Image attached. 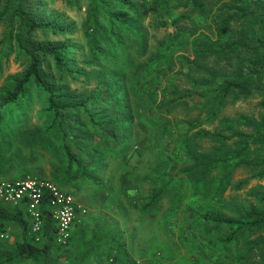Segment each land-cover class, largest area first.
Returning <instances> with one entry per match:
<instances>
[{"label":"trees","instance_id":"1","mask_svg":"<svg viewBox=\"0 0 264 264\" xmlns=\"http://www.w3.org/2000/svg\"><path fill=\"white\" fill-rule=\"evenodd\" d=\"M43 2L0 0V27L5 29L0 39V177L46 178L32 172L26 160V151L31 153L30 160L43 151L57 162L52 181L60 187L68 184L76 191L88 181L105 188L107 184L102 185L98 175L129 145L126 120L141 118L130 108L116 110L114 105L124 103L126 74L134 69L135 55L142 57L148 51L149 31L143 22L151 18L156 21L155 28L166 26L178 7H192L199 15L211 13L209 35L185 40L183 46H193L194 54L178 56L182 62H189V79L202 85L204 94H211L206 100L209 115L196 125L217 119L229 102L256 92L264 95V0H227L215 10L207 8L205 0H89L81 25L85 38L81 47L63 38L75 26L56 18L47 20ZM66 2L76 4L79 0ZM182 18L193 21L189 15ZM187 31H180L171 42L172 52L162 53L154 66L174 62V54L182 51L177 40ZM11 57L21 70L4 76ZM136 73L135 69L131 77ZM93 82V89L79 90L76 84L89 86ZM131 89L135 91L133 85ZM168 92L174 97L166 105L186 98L175 88ZM37 98L42 103L39 117L46 121L32 124L26 112ZM261 105L264 107V97ZM236 121V129L224 119L221 128L213 132L200 129L193 137L189 136V123L181 133L189 140H211L209 151L188 144H179V148L189 162L184 172L200 180L201 185L210 179L214 193L207 200L190 204L176 233L184 245L204 254L206 261L264 264V185L250 188L246 202L225 196L239 168L257 170V177L264 178V115H240ZM229 130L231 134H227ZM248 180H240L235 186L241 188ZM130 190L124 187L129 199ZM165 198L164 187L153 188L141 207L150 209ZM40 211L43 234L38 241L32 233L27 202L13 205L0 200V232L10 228L15 236L12 243L0 238V264H143L133 256L125 232L106 218L98 216L92 222L80 218L68 246H61L56 242L57 228L47 192ZM189 220L198 244L181 230ZM183 260L184 264H198L189 258Z\"/></svg>","mask_w":264,"mask_h":264},{"label":"rangeland","instance_id":"2","mask_svg":"<svg viewBox=\"0 0 264 264\" xmlns=\"http://www.w3.org/2000/svg\"><path fill=\"white\" fill-rule=\"evenodd\" d=\"M226 1L205 0L207 8L214 10ZM88 4L89 0H79L76 4H69L66 0H45L42 9L49 21L56 18L73 24L74 31L63 35V38L69 40L73 46L81 47L85 45L81 25ZM185 15L191 16L193 21L183 19L182 16ZM210 15L211 13L199 15L192 7H178L166 26L155 28L156 21L153 23L151 18L152 21L148 18L143 22V27L149 31L148 51L142 57L135 55L134 69L126 74L128 79L122 93L125 100H121L124 103L114 105L116 110L130 108L133 114L141 115V118L132 116L130 120H126L129 145L116 159L109 161L105 170L98 175L102 185L107 184L105 188L88 181L81 183V188L76 191L73 186H65V189L77 192L76 199L87 208V213L82 216L83 220L92 222L101 216L121 228L131 242L133 256L143 264H150V260L154 261L152 264H184V258L198 264H217L215 261H206L204 254L194 252L191 246L184 245L177 238V227L180 222L185 221L182 214L187 213L186 209L190 204L207 200L206 198L209 199L214 193L210 179L201 185L200 180L184 172L189 167V162L180 153L179 148V144H188L199 150L209 151L211 140L206 137L189 140L181 133L186 131L189 123L192 125L189 136L193 137L200 129L213 132L221 128L224 119L236 129V120L240 115H264V107L261 105L264 95L262 92H256L250 97L229 102L217 119L196 125L209 115L206 100L211 94H204L206 92H203V86L196 85L197 83L194 84L189 79V62H182L178 56L194 54L193 46H183L185 40L192 41L199 35H209ZM184 29H188V33L184 38L177 40L182 51L174 54V62L170 65L167 60L164 65L154 66L153 62L161 57L162 53L166 55L172 52L171 42L176 40ZM4 31V27H0V39ZM127 44H131L129 39ZM125 52L130 55L129 50ZM135 69L137 73L131 77ZM20 70L19 64L11 57L9 63L5 64L4 76ZM161 74L167 75L168 78H163ZM137 79L141 81L135 83ZM1 83L2 79L0 85ZM76 84L79 90L95 87L94 82L89 86L86 83ZM132 85L135 91L131 89ZM174 88L181 91L186 98L175 105H166L174 97L168 90ZM138 101L141 103L140 107ZM41 107L42 103L37 98L34 99L32 109L26 112L31 115L32 124L46 121V118L39 117ZM227 134H231V130ZM228 143L233 146V141ZM126 151H129L127 156L124 155ZM30 154L26 151V160L30 161L29 169L55 180L54 164L57 162L54 157L47 152L38 151L30 160ZM244 179H249V182L237 188L235 184ZM165 182L168 183L167 186L163 185ZM260 184L264 185V178L257 177V170L239 168L234 174L232 184L226 189L225 196H229L230 200L246 202L248 190ZM124 187L132 188L129 191L131 199L124 195ZM159 187L167 190L168 198L157 202L150 209H143L141 206L148 202L153 188ZM188 223L190 224V220L185 222L181 230L187 233V238H194L196 244L200 243L196 231ZM14 240L15 236L12 234L7 242L12 243Z\"/></svg>","mask_w":264,"mask_h":264},{"label":"built area","instance_id":"3","mask_svg":"<svg viewBox=\"0 0 264 264\" xmlns=\"http://www.w3.org/2000/svg\"><path fill=\"white\" fill-rule=\"evenodd\" d=\"M46 192L51 197L52 218L57 228L56 242L68 246L74 224L87 213V208L76 199L75 193L37 175H27L22 179L0 177V200L13 205L27 202L32 233L38 241L43 234L40 205ZM0 238L9 240L10 228L0 232Z\"/></svg>","mask_w":264,"mask_h":264},{"label":"crops","instance_id":"4","mask_svg":"<svg viewBox=\"0 0 264 264\" xmlns=\"http://www.w3.org/2000/svg\"><path fill=\"white\" fill-rule=\"evenodd\" d=\"M38 176V175H37ZM46 179H48V178H46Z\"/></svg>","mask_w":264,"mask_h":264}]
</instances>
